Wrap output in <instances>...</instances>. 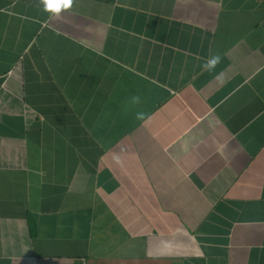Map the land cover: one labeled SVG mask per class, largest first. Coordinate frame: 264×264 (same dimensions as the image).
<instances>
[{
	"label": "crops",
	"instance_id": "1",
	"mask_svg": "<svg viewBox=\"0 0 264 264\" xmlns=\"http://www.w3.org/2000/svg\"><path fill=\"white\" fill-rule=\"evenodd\" d=\"M0 264H264V0H0Z\"/></svg>",
	"mask_w": 264,
	"mask_h": 264
},
{
	"label": "clouds",
	"instance_id": "2",
	"mask_svg": "<svg viewBox=\"0 0 264 264\" xmlns=\"http://www.w3.org/2000/svg\"><path fill=\"white\" fill-rule=\"evenodd\" d=\"M39 4L42 6L43 11L54 16H59L62 12L70 11L72 9L74 0H39ZM220 62V54H213L210 58L205 60L201 67L204 71L212 72ZM217 79L221 84L225 82V78L222 73L218 74ZM140 102V97L138 95L130 98V103L132 104H139ZM144 115L145 114L143 112H137L135 118L142 120Z\"/></svg>",
	"mask_w": 264,
	"mask_h": 264
}]
</instances>
